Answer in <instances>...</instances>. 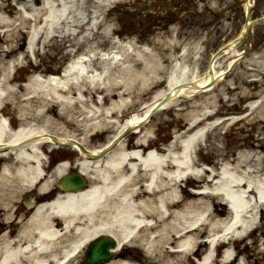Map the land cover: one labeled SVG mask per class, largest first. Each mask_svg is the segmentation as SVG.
<instances>
[{
  "label": "bare ground",
  "instance_id": "bare-ground-1",
  "mask_svg": "<svg viewBox=\"0 0 264 264\" xmlns=\"http://www.w3.org/2000/svg\"><path fill=\"white\" fill-rule=\"evenodd\" d=\"M114 1L117 0H0V38L7 43L15 29L27 30V54H36L41 43L46 46L54 39L79 37L80 45H86L95 55L106 43L105 37L118 31L113 28L111 34L107 33L109 26L105 22V8ZM95 28L101 32L93 40L91 34ZM121 41L117 39L118 43ZM58 44L62 45L61 41ZM126 45L117 44L112 57L103 58L101 65L92 56L83 57L69 65L65 75L45 78L35 74L25 86H15L16 78L11 75L21 60L17 49L12 44L0 45V144L13 148L8 151L0 148L3 162L0 192L5 193L10 183L16 189L36 186L42 193L52 190L71 163L61 162L47 172L44 145L51 141L64 146V142L73 140L74 147L78 148L81 143L97 153L107 142L97 147L89 146L87 139L100 133L99 129L104 132L124 121L119 113L134 103L128 102L131 93L145 95L153 91L155 99L145 105L142 112L130 116L113 138L129 125L138 131L139 123L166 93L173 92L172 100L176 96L192 97L209 81L223 80L225 70L219 68L218 62L214 63V72L207 78L201 77L197 85L178 88L179 83L198 75L197 68L184 61L185 53L174 57L177 60L170 66L172 56H166L169 59L165 64L163 55L157 54L155 48L142 46L138 49L133 47V42ZM233 48L232 45L229 51ZM115 69L120 73L118 76ZM149 75L157 83H153V78L150 83ZM141 82L147 85L141 87ZM161 83L165 84V90L156 89ZM137 84L139 88L135 91ZM89 87L99 88L93 92ZM118 87H123L119 98L107 100ZM206 89L203 91L213 88ZM8 96L21 97L35 106L31 109L26 102L17 101L21 106L18 116L23 123L20 127L9 125L6 112L1 108ZM260 101H251L248 109L257 110ZM170 102L161 109H167ZM52 105L59 106L55 118L48 116L51 109L47 106ZM206 107L190 117V131L179 133L166 152L149 149L152 148L151 132L144 131L136 142L142 148L132 149L130 144L122 142L98 159L82 154L77 166L92 180L89 188L60 192L52 200L38 204L19 228L17 238L9 233L4 235L0 242V264H73L85 246L102 233L115 236L120 246L134 242L137 237L144 238L149 246L151 244L150 251L162 245V251L170 253L166 247L171 244L179 248H175L176 252L185 253V257L181 254L185 259L192 258L195 245L202 246L196 253L199 254L198 264H233L237 256H234L232 243L239 238L246 239L250 232L260 227L257 222L260 213V220L264 222V160L257 152L245 151L221 162L219 169L204 167L194 157V152L197 143L205 137V131L231 120L234 123L237 118L231 115L217 119L190 133L213 115L214 111ZM52 114L55 115L53 110ZM50 125H60L65 132L69 127L81 130L79 134L84 136H78L73 130L70 134H59L60 130L55 131ZM46 140L48 143H41ZM186 180L192 181L197 189L193 198L180 192ZM222 202L229 205L224 216L219 206ZM212 204L215 208H211ZM203 231L210 234L208 239L201 238ZM224 246L227 248L222 258L217 259L215 248ZM160 261L176 263L164 258ZM109 264L139 263L119 259Z\"/></svg>",
  "mask_w": 264,
  "mask_h": 264
},
{
  "label": "rangeland",
  "instance_id": "rangeland-1",
  "mask_svg": "<svg viewBox=\"0 0 264 264\" xmlns=\"http://www.w3.org/2000/svg\"><path fill=\"white\" fill-rule=\"evenodd\" d=\"M113 1V0H111ZM168 0H137L135 3L134 0H117L114 2H110L108 6L105 8V22H107L109 28L108 32L110 33L111 30L114 28L118 31L111 35L106 36V43L102 46L103 48H107L108 50H111L112 47H115L117 44H124L129 45L131 42H133V47L142 49V46H148L149 48L157 50V54H162L163 58L165 59V64L168 63V59L166 56H172L176 57L179 54L178 47L182 43L183 40H186L188 35L191 33L190 30H197L199 28V22L198 27L196 29H188V25L183 21L181 16V11L177 10V12L172 13L171 17L168 16V13H171V7L168 5ZM229 0L225 1V4H229ZM225 5V6H226ZM203 9V8H202ZM204 13H206L204 16L208 17L209 13L208 11L204 10ZM237 14H240L239 10ZM203 18L202 16H200ZM163 18V19H162ZM169 18V22L172 25L169 27L167 24L166 19ZM156 20V21H155ZM161 23H164L161 28L152 27L151 23L159 21ZM241 20H238V22ZM231 21H225V24H230ZM217 23V20H216ZM212 25V24H211ZM214 26V25H213ZM218 27H229L227 25L221 26V24H217ZM239 27V25H237ZM172 30L169 31V30ZM167 30L169 32H167ZM80 31L79 33H81ZM101 30L95 28V30L92 31L91 36L94 38L93 40H96L97 36L100 34ZM183 34V38H180L179 33ZM112 33V32H111ZM110 33V34H111ZM172 33V37H170ZM25 35L27 36V33L18 31L15 29L14 36L11 37L12 39L9 40L7 43H4L3 38H0V45L3 46L4 44H12L17 49V53L21 56L20 63L17 65L16 73L11 74L17 78V80H23L28 82L29 79L34 74L42 73L39 75H42L43 77H46L48 73L56 72L61 70V65L65 63V61L70 59V48L74 47V43L79 40V37L73 39V38H67L63 40H57L54 39L52 42H50L48 45L43 46V44H40L41 50L37 51L34 56L27 54L26 51V44H25ZM176 35L179 37L177 38ZM156 36V37H155ZM196 36V35H195ZM28 37V36H27ZM212 37H217V35L212 34ZM156 38V39H155ZM164 39V40H160ZM169 38V39H167ZM117 39L122 40L120 43L117 42ZM155 39V40H154ZM166 39V40H165ZM198 40V42L201 41L200 37L195 38ZM215 39H209V42H213ZM58 41H61V44H58ZM131 41V42H130ZM196 43V42H194ZM126 45V46H127ZM140 46V47H139ZM86 45L83 46L85 49ZM101 47V48H102ZM82 48V49H83ZM156 52V51H155ZM29 58L32 59L34 62V65H31L29 62ZM204 58H207L205 56ZM226 59V58H225ZM221 61L222 65H224L227 61L226 60ZM31 61V60H30ZM190 61L194 62V64H198V62L195 61V59L190 57ZM100 62L99 65H101ZM255 67L260 68L258 73H256V70L254 71L256 74H259L264 69V65L260 64H252ZM262 69V70H261ZM13 70V69H12ZM248 70V74L250 76L251 72ZM114 73L116 76H118L120 73L118 69L114 70ZM167 73V69L165 71L164 77ZM240 73L242 76L245 75V71L240 70L236 73L230 74L231 78L228 79V81H224L218 88H215L214 92H198V94L190 97H176L172 103L170 104L171 108L166 110H160L154 114L152 119L146 123L143 126V131L145 132H151L152 134H155L156 136L153 137V140L155 141V144H159L161 142L160 140L166 139H176L177 135L183 134L187 132L189 128V119L196 113L202 112L203 108H208L215 110L216 108L221 107V112H228L232 114L241 115L238 113L239 111H234L235 109H231L233 107H240L244 108L242 102L236 101L235 95L232 93H228V90L226 87L228 82L233 83V85H240L241 84L237 82V84H234V81L232 79L233 76H237V74ZM45 74V75H44ZM229 76V77H230ZM150 77V83L152 82L151 78H153V83H157L154 79V77ZM122 79V77H119ZM232 79V80H231ZM22 81V82H23ZM21 82V84H22ZM15 86L17 84H20L19 82L14 83ZM260 85L258 89H246L245 86L241 87V91L244 93L249 94H258L259 96L264 95V78L260 80ZM141 87L146 86V83L141 82ZM139 88L138 84L134 88L135 91ZM123 87H118L116 92H111V94L108 95L107 100H111V98H119L120 93ZM156 89L158 90H165V85L161 83V85H157ZM155 89V90H156ZM227 90V97H230V101L226 104H224V101L220 100L218 102L216 95L221 96L223 92ZM118 92V93H117ZM115 93H117L115 95ZM142 93V92H141ZM132 96L128 97V102H134L131 103L132 106H125L122 114L120 115L121 118L124 119V121H121L120 125L119 123L112 129H109L107 131L102 132V129H99L100 133H96L93 135H90V137L87 139V144L89 146H100L105 142H108L117 132V130L121 129L125 124L127 119L130 116H133L134 113L142 112L145 108L144 106L147 104H151V102L155 99L154 92L151 91L150 94L140 95L137 93H131ZM127 95V94H126ZM125 95V96H126ZM127 99V98H126ZM141 99V101H140ZM20 103L26 102V100H23V98L18 97V99H14L12 96L5 97L4 103L8 104V107L5 108V112L8 113L9 116H13L10 121L13 122V125H22V119L19 118L18 114L20 111V104L17 103V101H20ZM27 103V102H26ZM37 102H34L35 104ZM233 103V104H232ZM11 104V105H9ZM32 102L27 103L28 108L34 109V105H30ZM48 107V106H47ZM142 108V109H141ZM144 108V109H143ZM236 112V113H235ZM48 116H51L52 118H55L57 113L53 115L50 111H48ZM39 115V114H38ZM81 117V116H80ZM257 118V120H255ZM41 117L37 118V121H39ZM43 121V120H42ZM43 123V122H42ZM40 123V124H42ZM230 122L227 124L220 125L210 131L207 136V140L204 141L203 145L199 146V150L195 152V157L200 162H203L204 164L210 165L211 168H218L221 162L224 160H228L229 158L232 159L238 154L242 152H252V153H258L262 158H264V100L260 108H258L253 114L247 116L243 120L237 121L233 125H229ZM60 125H50V128L53 130L59 129L60 131H63V128H59ZM76 132L79 134L81 130H74L73 128L69 127L66 132H58L59 134H70L72 132ZM56 131V130H55ZM78 136H84V134H79ZM132 142L135 140L134 135L131 136ZM262 142L263 148L260 147V144ZM203 147V148H202ZM48 152L49 157L52 154L51 159L54 161L57 158H68L71 155L76 154L75 151H73L70 148H60L58 150L49 151V149L46 150ZM76 156V155H74ZM77 157V156H76ZM264 160V159H263ZM254 161V160H253ZM202 169V168H200ZM263 171H264V163H263ZM191 183V182H189ZM187 186L180 187L181 194H184L188 198H193L195 195L191 193L190 190H186ZM24 187H19L16 189V187L13 185V183H10L7 185V188H5V193L1 191L0 193V203L6 208L11 207L10 216H13V209L16 208L17 204L21 200V196L23 195L22 192ZM22 194V195H21ZM199 197V195H196ZM4 197V199H2ZM6 206H5V205ZM211 208H215L212 204ZM215 210V209H214ZM261 211V210H260ZM226 214V211L222 209V216ZM260 215V214H259ZM9 216V217H10ZM258 223L260 224V227L255 229L249 237L245 241V244L249 245L247 248L244 246V244L241 245V254L243 256L238 257V261L235 264H264V222L260 220V218H257ZM205 235V234H204ZM257 237V240H256ZM247 240L250 241V243H247ZM244 246V247H243ZM143 252V250H139ZM154 253L152 254L153 257L151 258L152 261L154 258H156L157 264H164V261H160V259L164 258V260L168 262L175 261L174 264H193V263H186V260L181 258V255H172L169 258L165 259L164 251H162V246H157L154 249ZM245 252V254H244ZM144 256L143 254H141ZM258 255V256H257ZM145 257V256H144ZM172 258V259H170ZM143 259V258H142ZM178 259V260H177ZM79 262V260H78ZM144 264L145 261L142 260ZM195 264V263H194Z\"/></svg>",
  "mask_w": 264,
  "mask_h": 264
},
{
  "label": "flooded vegetation",
  "instance_id": "flooded-vegetation-1",
  "mask_svg": "<svg viewBox=\"0 0 264 264\" xmlns=\"http://www.w3.org/2000/svg\"><path fill=\"white\" fill-rule=\"evenodd\" d=\"M230 7L231 13L229 14V16H235L236 12L239 9L240 15L237 16V18H242L244 20V24L248 21L249 18L254 21L264 17V0H232L230 2ZM186 14L189 15V12H186ZM194 21L195 19L192 17L187 18L186 24L188 25L189 29L194 28ZM213 31H216V29H214ZM244 31H247L245 25L242 27L230 28L231 34L238 32L243 33ZM249 32L251 34L250 36L242 38L239 42L234 44L235 50L232 52L236 55L235 59L237 57L241 58L237 66L240 68V70H245V68L247 67L257 69V67L248 65V63L252 62L251 58H259L264 56V21L253 26ZM237 39V37L232 38L233 41ZM222 41H224L223 37H217L213 42L205 41V44L210 49H217ZM233 79L234 81H236V79H238L237 81L241 80L239 75H237L236 78L233 77ZM36 198L38 199L39 196L36 195ZM7 228H10L12 235L16 234L17 229L15 227V221H5L4 212H1L0 233L4 232Z\"/></svg>",
  "mask_w": 264,
  "mask_h": 264
},
{
  "label": "water",
  "instance_id": "water-1",
  "mask_svg": "<svg viewBox=\"0 0 264 264\" xmlns=\"http://www.w3.org/2000/svg\"><path fill=\"white\" fill-rule=\"evenodd\" d=\"M169 98H170V95H168L165 99H163L158 105V107L164 104ZM129 131L130 129H128L127 132ZM117 141H115L114 144H116ZM83 182H84L83 177L80 174L73 175L72 177L66 176L61 180L62 186L66 188L70 186L78 188L80 185H82ZM113 245H115V242L111 237H108V236L102 237L98 242L94 243V245L91 247V250L85 259L86 263L87 264H104L112 256L109 253V247Z\"/></svg>",
  "mask_w": 264,
  "mask_h": 264
}]
</instances>
